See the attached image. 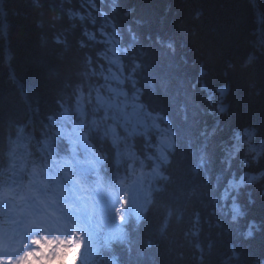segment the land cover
I'll use <instances>...</instances> for the list:
<instances>
[{
	"label": "trees",
	"instance_id": "obj_1",
	"mask_svg": "<svg viewBox=\"0 0 264 264\" xmlns=\"http://www.w3.org/2000/svg\"><path fill=\"white\" fill-rule=\"evenodd\" d=\"M80 142L144 179L52 264H264V0H0V187Z\"/></svg>",
	"mask_w": 264,
	"mask_h": 264
},
{
	"label": "clouds",
	"instance_id": "obj_2",
	"mask_svg": "<svg viewBox=\"0 0 264 264\" xmlns=\"http://www.w3.org/2000/svg\"><path fill=\"white\" fill-rule=\"evenodd\" d=\"M67 236V233L56 232L49 228H38L28 236L27 248H19L14 251V255L18 257L16 264H40L33 254L25 255L26 253H33V250L37 251V255L40 252L46 253L49 249L61 253L65 250L64 240ZM59 259H62V257L58 256L57 260Z\"/></svg>",
	"mask_w": 264,
	"mask_h": 264
},
{
	"label": "bare ground",
	"instance_id": "obj_3",
	"mask_svg": "<svg viewBox=\"0 0 264 264\" xmlns=\"http://www.w3.org/2000/svg\"><path fill=\"white\" fill-rule=\"evenodd\" d=\"M261 18H262V16L260 15V16H258V19H259V21H258V23L260 24V22H261Z\"/></svg>",
	"mask_w": 264,
	"mask_h": 264
},
{
	"label": "snow or ice",
	"instance_id": "obj_4",
	"mask_svg": "<svg viewBox=\"0 0 264 264\" xmlns=\"http://www.w3.org/2000/svg\"><path fill=\"white\" fill-rule=\"evenodd\" d=\"M35 242V241H34ZM25 255H32V253H26Z\"/></svg>",
	"mask_w": 264,
	"mask_h": 264
}]
</instances>
